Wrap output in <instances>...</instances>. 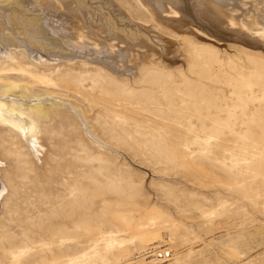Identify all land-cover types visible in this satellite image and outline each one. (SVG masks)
Here are the masks:
<instances>
[{
	"label": "rangeland",
	"instance_id": "1",
	"mask_svg": "<svg viewBox=\"0 0 264 264\" xmlns=\"http://www.w3.org/2000/svg\"><path fill=\"white\" fill-rule=\"evenodd\" d=\"M117 1L178 42L176 62L143 43L116 62L122 74L81 59L40 65L21 50L0 60L2 91L29 80L34 97L58 94L106 142L68 106L41 122L40 158L0 128V147L25 152L0 173V264H264V50L192 24L182 36L170 6L155 18L141 0ZM238 3L224 27L246 25L264 45V0ZM121 42L108 37L109 53Z\"/></svg>",
	"mask_w": 264,
	"mask_h": 264
},
{
	"label": "bare ground",
	"instance_id": "2",
	"mask_svg": "<svg viewBox=\"0 0 264 264\" xmlns=\"http://www.w3.org/2000/svg\"><path fill=\"white\" fill-rule=\"evenodd\" d=\"M238 1L240 0H141L155 18L156 13L166 10L168 6L174 9V13L181 12V19L175 29L182 36L195 30L189 26L192 24L209 39L217 38L224 43L233 40L248 45L251 49L264 50V45L258 39L244 31L243 27L246 25L241 26V30L224 27L228 22L234 24V16L228 13L227 8L239 6ZM60 10L71 13L77 20V26L68 28V20H64ZM252 17L253 20L247 27L249 30L256 24V19L253 15ZM258 34L264 38V31ZM108 37L121 40L126 43V47L115 55L110 54ZM138 43L154 49L171 63L177 61L180 53L178 42L164 37L151 25L137 20L117 0H0V60H13L16 51L21 50L40 65H51L54 59L67 62L81 59L104 65L111 71L122 74L124 71L118 69L116 62L124 61ZM59 78L62 80L60 85L73 88L64 75ZM30 83L29 80L13 82L4 91L0 89V128H6L14 138L21 135L28 148L40 158L44 149L41 141L46 133L41 129V122L55 115L57 109L68 106L88 131L102 142L82 110L58 94L34 97ZM75 89L81 98L92 104L96 103L90 92L78 90L79 86ZM129 94L130 92L125 91V95ZM80 105L86 111L85 106ZM128 110L132 117H140L132 111L131 106ZM24 154L22 146H1L0 173L4 169L3 163L7 161L12 168H18ZM67 193L71 195L74 191L70 189ZM44 195L50 198L49 193Z\"/></svg>",
	"mask_w": 264,
	"mask_h": 264
}]
</instances>
